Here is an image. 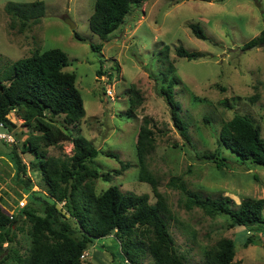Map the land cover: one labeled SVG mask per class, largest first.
<instances>
[{"label":"rangeland","instance_id":"obj_1","mask_svg":"<svg viewBox=\"0 0 264 264\" xmlns=\"http://www.w3.org/2000/svg\"><path fill=\"white\" fill-rule=\"evenodd\" d=\"M9 1L35 0H0V72L37 50L61 48L68 54L70 65L65 69L76 72L86 108L77 128L101 151L94 165L101 172L111 173L108 179L96 180L97 192L118 185L123 191L149 193L151 202L156 201L152 185L139 179L136 152L140 126L148 117L155 130L156 147L147 158V167L171 210L167 220L178 252L190 264H206V250L229 237L236 243L235 260L264 264V224L258 228L230 227L226 216L209 215L201 207L189 205L181 186L183 181L186 189L204 196H229L235 206L247 197L264 198V166L241 160L219 142L223 124L236 113L248 115L260 125L264 138V45L243 49L264 31V0H148L133 5L125 21L107 39L89 26L95 0H43L45 15L23 32L10 27L11 18L5 11ZM65 18L75 23L74 29ZM192 22H200L208 39L193 34L189 27ZM75 31L84 40L77 39ZM92 45L101 50H94ZM180 45L203 55L191 60L179 57L176 48ZM173 78V92L188 125L189 142L174 125L161 92ZM132 87L143 99L129 117L128 91ZM11 119L15 126L8 128L17 143L0 139V203L6 211L13 210L19 200L26 205L31 202L23 184L14 178L13 150L28 166L37 160L32 153L22 152L24 141L34 132L32 127L15 112ZM57 119L62 122L63 117ZM217 149L228 159L223 168L203 157ZM47 153L69 158L73 143L66 140L49 146ZM121 161L130 167L118 174ZM28 176L34 190L46 194L41 173L28 168ZM29 227L26 219L14 225L13 245L22 254L31 245ZM248 236L253 242L246 246ZM1 248L7 251L9 243L4 242ZM86 251L81 264H125L114 235L96 240ZM112 251L120 256L114 257ZM143 264H152V260L147 258Z\"/></svg>","mask_w":264,"mask_h":264},{"label":"trees","instance_id":"obj_2","mask_svg":"<svg viewBox=\"0 0 264 264\" xmlns=\"http://www.w3.org/2000/svg\"><path fill=\"white\" fill-rule=\"evenodd\" d=\"M144 1L148 0H95L89 19L91 31L107 39L125 21L133 5ZM45 9L43 0L9 1L5 5V11L11 18L10 27L18 28L20 32L38 23L45 15ZM189 27L196 37L208 39L200 22L189 23ZM75 37L84 40L76 31ZM262 45L264 31L245 43L243 49ZM92 48L101 50L100 46L92 45ZM176 53L189 60L203 55L183 45L176 48ZM69 65L70 60L64 50L49 48L20 58L0 72V123L4 122L7 127L15 126L11 119L14 111L18 118L32 127L34 132L24 141L22 152H30L37 159L31 160L28 166L17 150H13L14 178L23 184L31 202L13 219L0 203V247L4 242L9 243L7 251L0 249V264H81L83 252L96 240L110 235L117 239L125 264H143L147 258L152 260V264H190L176 248L167 220L171 210L165 196L158 190V181L148 171L147 158L156 147L155 130L148 117L140 126L136 152L139 179L152 185L156 201L151 202L149 193L123 191L118 185L97 192L96 180L101 177L108 179L111 173L101 172L94 165L101 151L77 128L86 115V108L76 84V72L65 69ZM169 68L173 70L171 63ZM175 83L173 78L170 86H163L161 92L170 106L174 125L189 142L188 125L173 92ZM128 96L130 107L127 113L132 117L143 98L135 87L130 88ZM61 116L62 122L57 119ZM66 140L73 143V154L69 158L48 155L49 146ZM219 142L241 160H251L264 166L261 126L248 115L236 113L225 122ZM111 155L119 159L117 154L111 152ZM203 157L218 168L225 167L228 162L220 149L206 152ZM128 167L130 163L121 161V168L116 172L119 174ZM28 168L41 173L46 194L34 190ZM181 186L187 192L189 205L199 206L209 215L226 216L230 227L258 228L264 224V198L247 197L235 206L229 196H204L186 189L183 181ZM63 200L66 201L65 206L60 208L58 202ZM20 217V220L26 219L30 223L31 245L26 254L13 245L16 239L14 225ZM251 242L253 238L248 236L245 245ZM112 254L120 256L113 251ZM235 256L236 243L229 237L221 238L205 252L206 264H241Z\"/></svg>","mask_w":264,"mask_h":264},{"label":"built area","instance_id":"obj_3","mask_svg":"<svg viewBox=\"0 0 264 264\" xmlns=\"http://www.w3.org/2000/svg\"><path fill=\"white\" fill-rule=\"evenodd\" d=\"M14 112V111H13ZM0 128H4L6 129L5 131H0V139L6 141L7 143L10 144H16L17 143V138L16 136L9 130V128L4 124V122L0 123ZM66 201H60L58 202V206L60 208H64ZM26 206L25 201L24 200H19L18 204L15 205V207L13 208V210H7V213L9 214V217L11 219L14 218V216L22 209ZM17 210V211H16ZM87 255V251H84L81 258H85V256Z\"/></svg>","mask_w":264,"mask_h":264},{"label":"water","instance_id":"obj_4","mask_svg":"<svg viewBox=\"0 0 264 264\" xmlns=\"http://www.w3.org/2000/svg\"><path fill=\"white\" fill-rule=\"evenodd\" d=\"M66 22H68L71 27L74 29L75 28V23L70 19V18H65ZM21 217L19 218L18 222L20 221Z\"/></svg>","mask_w":264,"mask_h":264}]
</instances>
